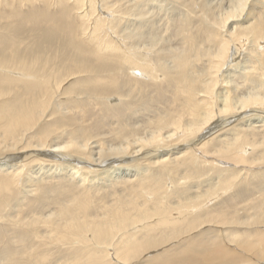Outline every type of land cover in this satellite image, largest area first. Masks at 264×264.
<instances>
[{
	"label": "bare ground",
	"instance_id": "6f19581e",
	"mask_svg": "<svg viewBox=\"0 0 264 264\" xmlns=\"http://www.w3.org/2000/svg\"><path fill=\"white\" fill-rule=\"evenodd\" d=\"M74 2L80 6H86L87 3L90 5H87L88 10L81 15L82 20L87 16L91 17L88 21L93 20L94 15L99 17L101 12L98 13L100 5H97V2L92 0H74ZM202 2L199 3L201 4L199 8L205 13L203 17L206 19V22L204 21L206 27L202 24L204 28L200 29L201 33L198 31L186 33L185 28L188 26L185 25L187 24L185 18L183 24L179 22L182 27L178 32L180 37L177 45L161 42L156 29L152 28L154 26L148 30H143V26H140L137 31L125 35L128 37L126 39L130 40L129 47L133 50L129 48L132 52L128 58L122 53H117L119 61L127 64L131 59L128 63L135 66L133 71L140 72V75L148 74L151 79L157 80L160 75L172 78L177 84L181 99L172 102L167 113L153 118L148 126L146 123L134 124L130 131L118 128L121 135L118 133L120 137L116 143L106 142L108 144L105 145L104 142L93 139L94 143H97L95 146L92 144L93 141L90 143L91 138L86 141L78 137L61 142L44 138L40 144L28 143L27 131L33 130L42 123L55 98L53 94L61 91L63 86V83L58 84L59 80L56 77L52 90L50 78L63 71H59V68L53 71L47 69L44 71L45 75L50 77H46L47 80L20 83L22 80L16 78L13 80V74L25 72L24 69L3 68L6 73L0 70V73L12 77L13 83L16 81L15 84L20 83L24 88V92L13 98L15 108L8 105L9 101L0 99V131L5 128L8 131L26 130L24 135L14 142L0 144V169L13 173V178L11 176L0 180V191L8 190L10 185L19 182L29 173L28 166L33 163L38 166V169L35 167L38 174L42 171L44 174L47 173V165L44 162H48L49 159L55 161L56 165L49 167H55L57 176L64 175L82 183L93 182L95 177L105 182L123 177L130 178L133 175L136 177L131 183L134 185L132 196L127 192L123 194L122 197H129L125 201H122L120 196L118 200L120 206L112 209L111 212L109 210L110 218L107 217L99 224L91 220L82 221L79 218L80 212L77 211H67L53 217L56 219L60 217V221L69 228L73 226L76 228L74 232L61 233V239L72 236L84 243H94L93 248H88L90 251L88 256L76 257L78 258L76 264H244L253 262L252 259L264 260V238L259 245H256L257 247L253 246V254L246 256L244 247L237 239L239 235L231 237L225 232L223 235L210 229L216 224L213 222L221 223L219 219L211 220L207 209L209 202L216 198H212L216 193L212 194L210 193L212 190L203 188L207 184L214 183V179V182L210 181V177L197 180L177 192L179 182L182 180L180 178L179 182L172 181L174 189L168 191L167 183L156 181L151 171V168L158 164L160 167H157L162 169L161 173H165L171 164L176 163L180 167L187 164L190 159L192 164L194 162L197 165V169H206L205 165L208 164L215 169L214 163L225 162L242 165L246 170L255 168L264 172V165L255 166V163H264V0H228L229 4L225 6L221 4L210 6ZM223 2L225 3V0ZM142 10L141 8L138 13L134 11L135 15L143 16ZM95 18L89 35L92 36L91 39L94 38V44L96 41L95 46L100 51L99 54L104 50L108 55L121 51L118 43L117 46L111 44L108 38L100 37L99 29L104 28L107 23L101 22V18ZM121 18L119 17L120 21ZM115 21L118 24L117 18ZM68 34L71 42L76 46L75 49L80 50L81 47L75 44L77 35L74 34L76 36L72 39L70 30ZM143 44L144 46L141 47L143 52L135 55L138 46ZM237 55L242 59L237 64H232L237 59H235ZM137 57L146 61L143 64L145 68L138 65L142 63ZM134 58L135 62L132 61ZM167 59L172 61V66L165 62ZM35 62V67L39 69L46 67L45 65L43 67L42 61ZM21 64L24 67L26 62L21 61ZM83 72L68 73L69 77H74L77 74H84ZM97 76L99 78L102 75ZM99 82L84 85L80 89L81 94L92 95L94 90L91 89L97 90L99 86L102 87V83ZM38 88L40 90L36 96H34L36 92L31 97L28 95ZM2 94L5 93H0V97H3ZM24 97L30 101L23 104ZM216 118L226 120L223 121L224 127L236 122L234 126H238V129L228 134L225 132L223 138L220 135L222 139H219L213 149L209 148L211 139L207 138L206 134L210 132ZM232 118L236 119L232 120ZM249 147L253 151L246 155ZM161 148L167 151L156 153ZM255 158L259 159L255 160ZM133 169L136 173H131ZM235 169L238 168H234L228 174L230 175L228 187L236 184L238 172ZM225 170L229 169L217 170L216 176L221 182L224 181L222 176ZM55 171L53 170L52 174H55ZM257 173L261 172L257 171ZM28 179L33 181L32 177ZM195 189L197 192L206 193L199 197L195 195ZM177 193L183 195V200L177 196ZM149 196L152 197L150 200ZM193 201L195 203L192 204ZM79 204L81 209L87 206L81 200ZM127 204L129 207L132 206L131 209L126 208ZM45 218L50 219L51 215ZM175 241L181 246H172ZM158 248L161 251L150 257L149 255ZM236 248L244 252L239 253ZM8 262L5 260L1 264H16Z\"/></svg>",
	"mask_w": 264,
	"mask_h": 264
},
{
	"label": "rangeland",
	"instance_id": "374dc122",
	"mask_svg": "<svg viewBox=\"0 0 264 264\" xmlns=\"http://www.w3.org/2000/svg\"><path fill=\"white\" fill-rule=\"evenodd\" d=\"M92 1L100 5L98 13L101 12L99 17L94 15L93 20H96L95 17H97V19L101 18V22L107 23L104 28L99 29L98 34L101 32L100 37L108 38L111 44L117 45L118 43L120 50H122L115 52L116 54L112 52V55H108V53H105L107 52L106 50L99 54L100 51L95 46L96 41L94 44V38L91 39L92 36L89 35L91 34V28L94 26L93 20H89V22L88 19H91V17L87 16L84 19L86 21L84 23L81 17L85 13L84 11L88 10L87 7L90 6L87 2L86 6H80L75 4L74 0H0V70L4 73L6 72L3 68L25 70V72L20 71L13 74L14 79L7 77L2 72L0 73V93H5L2 94L3 97H0V99L6 102L9 101L8 105L14 107L16 105L13 98H15V95L24 92V88L20 83L47 80V78H50L44 73L47 69L53 71L59 68V71H63L50 78L52 90L54 89L53 85L56 77L59 80L58 84L63 83V86L61 91L53 94L55 98L49 107L47 116L45 115L46 118L44 117L45 120L43 119L42 123L33 130L27 131L26 138L30 144H40L44 138L61 142L71 140L74 137L86 141L91 138L90 143H92L93 139L95 141L100 140L105 145L116 143L120 137L118 133L121 135L118 128L130 131L134 124L146 123L148 126L157 116L166 114L172 102L176 101V99H181L178 94L180 92L177 84L172 78L160 75L156 80L149 78L148 74L140 75V72L133 71L135 66L133 67L128 63L131 59H129L127 64L122 63L119 61L117 53H122L127 58L130 57L129 54L133 49L129 47L130 40L126 39L128 37L125 35L137 31L140 26H143V30L151 29L154 26L152 28L156 29L155 31L160 41L171 45H177L176 43L180 37L178 32L185 18L187 20L185 25L188 26L185 28L187 30L186 33H197V31L201 33L200 31L206 27V19L203 17L205 13L201 11L202 8H199L201 5L199 3L203 1V4L205 1ZM223 1L206 0L205 3L210 6L219 4L225 6V4H229L228 0H225V3ZM140 7L143 9V16L135 15V12L141 11ZM119 17H122L121 21ZM116 18L118 24H116ZM179 22H182V24H179ZM89 23H91L90 26ZM69 30L72 32V39L77 35L75 44L81 47L80 50L75 49L76 46L71 42L70 34H68ZM147 39L150 40V38ZM143 46L144 44L138 46L135 55L143 52L141 51ZM238 56L235 57L237 61L234 60L232 64L240 62L242 57L239 56V58ZM36 60L42 61L43 67L44 65L46 67L44 69L35 67ZM138 60L142 63L138 65H142L145 68L143 64L146 61L141 58H138ZM21 61L26 62L24 67ZM132 61L135 62V58ZM165 62L168 65H173L170 59ZM81 71H84V74L69 77L68 72L77 73ZM196 73L198 74V72ZM199 73L201 72L199 71ZM98 74L102 76L98 78ZM15 78L22 81L15 84L16 81L15 83L12 82ZM97 80L102 83V87L99 86L97 90L91 89L94 90L92 91L93 94L91 93L92 95L81 94L82 90L80 89L84 85L95 84V82H98ZM38 90L40 89L38 88L37 91L34 90L28 95L31 97L36 92L34 95L36 96ZM25 98L23 99L25 101L23 104L30 101ZM235 119L232 118V120ZM219 120L221 119L216 118L213 121L214 124L210 132L206 134V137L211 139L209 142L210 146L208 145L209 148L215 149L214 147L218 144L219 139L221 140L224 135L238 129V126H234L236 122H231V125L229 124L227 127L225 125L224 127L223 124L226 120ZM4 127L3 125L2 128ZM146 128L148 129V127ZM220 128L221 130L218 131ZM214 131L215 133H212ZM25 132V129L13 131H8L6 128L2 129L0 131V144L14 142L15 139L21 138ZM225 132L227 133L225 134ZM220 135H222V138ZM95 141L92 144L96 146L97 143L95 144ZM158 151L156 153H162L167 150L161 148ZM252 151L253 149L249 147L245 154L248 155ZM258 159L255 158V160ZM189 160L187 164L180 167L176 163L171 164L172 168L166 169L165 173L162 172L163 174L161 173L162 169L157 167H160V165L156 164L155 168H151L154 173V179L156 177V181H164L167 183L168 191H172L174 189L172 181L177 182L182 178L180 182L178 181L180 185L177 192L182 191V189L200 179L210 177L211 182L215 180L214 183L203 187L212 190L210 191L212 194L216 193L214 196L212 195V198H216H211L212 200L209 202L207 209L211 220L219 219L221 221V223L213 222L216 224L211 226L210 229L220 234L223 233V235L225 232L227 236L231 237L239 235L237 239L239 244L244 247L245 252H243L246 256L252 255L253 246L257 247L256 245H259L261 239L264 238L263 170H256L255 168L246 170L242 165L225 162L214 163L216 166L214 169L209 164L207 167L203 161L201 162L206 169H197V165L194 162L192 164ZM59 162L57 164H60ZM44 163L47 165V173L40 172L44 176L37 173L36 168L38 166L33 163L28 166L29 173L25 174L19 182L10 185L8 190L0 191V264L4 263L5 260L7 263L10 261V263L15 262L16 264H76L78 261L76 257L84 258V256H88L90 253L88 248H93L94 243H84L72 236L61 239V233L74 232L76 228L74 226L69 228L67 224L60 221V217L57 219L53 217L67 211H77L80 212L79 218L82 221L84 219L86 221L91 220L99 224L101 221L106 220L109 210L111 212L113 211L112 209L120 206V201H118L120 196L122 197L126 192L132 196L131 191L134 185L131 183L134 179L136 180L134 175L130 178L123 177L106 182L101 178L95 177L96 182L85 181L82 183L64 175L57 176L55 167H49L55 164L54 160L49 159L48 162L45 161ZM261 165H264V163H255L256 167ZM48 167L51 168V171H49ZM223 168H228L230 171H224L225 174L222 176L224 181L221 182L220 179H217L216 174L217 170ZM234 168H238L235 169L238 172L236 184L228 187L227 182L230 178L228 174ZM53 170L56 172L57 177L52 174ZM257 171L261 173H257ZM131 173H136V170L133 169ZM12 174V172H5L0 169V180H4L5 177H11ZM34 176L36 177L34 178ZM40 176L43 177L41 178ZM28 177H32L33 181L31 182ZM205 193L197 192L196 190L195 195L201 197ZM219 193H221V196L218 195ZM177 196L183 200V195L177 193ZM218 196L220 197L217 198ZM151 198L149 196L148 199L150 200ZM121 199L125 201L129 197L124 196ZM80 200L82 203L85 202L87 204L85 208L81 209ZM191 203L193 204L195 201ZM131 207L128 204L126 205L128 209H131ZM50 215V219L45 218ZM250 243L253 244L250 245ZM173 245L181 246L177 241L173 242ZM236 249L239 253H243L241 249ZM159 251H161L160 248L149 256L153 257ZM252 261L244 264H264L262 259H252Z\"/></svg>",
	"mask_w": 264,
	"mask_h": 264
}]
</instances>
